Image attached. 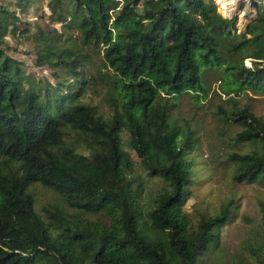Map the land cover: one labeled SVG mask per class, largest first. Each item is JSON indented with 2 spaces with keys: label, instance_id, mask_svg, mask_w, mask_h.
<instances>
[{
  "label": "trees",
  "instance_id": "1",
  "mask_svg": "<svg viewBox=\"0 0 264 264\" xmlns=\"http://www.w3.org/2000/svg\"><path fill=\"white\" fill-rule=\"evenodd\" d=\"M38 1L0 4V264H213L234 200L185 212L197 132L178 125L175 101L210 100L251 146L228 156L234 182L264 187V115L237 99L264 95V0L241 33L215 0H47L61 31L39 29L33 63L54 83L27 74L6 40L30 33ZM218 82L225 104L211 100ZM99 88L107 114L84 100ZM138 164L163 182L147 209ZM36 184L60 203L39 211ZM261 208L257 235L215 264H264Z\"/></svg>",
  "mask_w": 264,
  "mask_h": 264
},
{
  "label": "rangeland",
  "instance_id": "2",
  "mask_svg": "<svg viewBox=\"0 0 264 264\" xmlns=\"http://www.w3.org/2000/svg\"><path fill=\"white\" fill-rule=\"evenodd\" d=\"M18 0H0V4L6 6L10 11H20L16 8ZM254 0H215L218 11L224 17H230L224 9L234 11V16L239 18L237 24L238 32H245L246 27L256 17L252 3ZM47 0H39L27 14V19L31 24L30 33L25 36L10 35L6 40L13 48L12 54L21 62H25L24 69L27 74L54 83L53 74L46 68L37 66L33 63L36 55L34 53L33 36L38 34L39 29L51 31L57 29L61 31V25L52 23L49 20ZM248 11L247 16L245 12ZM246 65H251V60L245 61ZM218 92L221 97L212 94L213 103H226L227 97L221 92L219 82L214 83L212 92ZM227 99V100H226ZM238 100L242 106H249L257 114L264 115V95L252 92L242 93ZM84 100L98 106L100 112L107 114L108 107L104 104L103 94L100 88L91 89L84 96ZM226 100V101H225ZM174 118L177 119L179 126H190L196 130L195 151L189 155L188 161L191 163L193 174V184L189 189L188 202L185 212L193 219L197 220L199 214H214L221 205L229 200H234L235 209L231 222L219 231V249L214 250L210 256L211 263H221L226 261L227 256L235 253L238 246L245 242L249 237L256 236L254 230L259 229L262 222V208L264 204V187L255 184H237L233 180V168L227 161L228 156L234 152H247L251 149L250 145L237 144L233 139L237 132V127L229 126L223 122H218L212 114L213 105L210 100L195 102L188 94L175 101ZM126 142V141H124ZM126 151L133 161L136 160L135 154L124 143ZM144 184L146 194L142 200L144 209L151 208L153 199L163 182L158 178H152L144 172L139 164L136 165V176ZM37 204V209L42 211L43 207L60 203L56 194L39 184L32 189Z\"/></svg>",
  "mask_w": 264,
  "mask_h": 264
},
{
  "label": "bare ground",
  "instance_id": "3",
  "mask_svg": "<svg viewBox=\"0 0 264 264\" xmlns=\"http://www.w3.org/2000/svg\"><path fill=\"white\" fill-rule=\"evenodd\" d=\"M240 1L243 2V1H245V0H240ZM224 12H225L227 15H231V16L234 15V11H232V10L224 9ZM247 14H248V11L245 12V15H246V16H247Z\"/></svg>",
  "mask_w": 264,
  "mask_h": 264
},
{
  "label": "water",
  "instance_id": "4",
  "mask_svg": "<svg viewBox=\"0 0 264 264\" xmlns=\"http://www.w3.org/2000/svg\"><path fill=\"white\" fill-rule=\"evenodd\" d=\"M254 7H255V4L253 3V4H252V8H254Z\"/></svg>",
  "mask_w": 264,
  "mask_h": 264
}]
</instances>
